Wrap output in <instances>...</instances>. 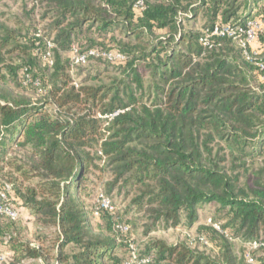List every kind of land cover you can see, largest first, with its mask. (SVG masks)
Listing matches in <instances>:
<instances>
[{
  "label": "trees",
  "instance_id": "trees-1",
  "mask_svg": "<svg viewBox=\"0 0 264 264\" xmlns=\"http://www.w3.org/2000/svg\"><path fill=\"white\" fill-rule=\"evenodd\" d=\"M41 2L46 5L41 21H51L47 33L34 22L18 27L0 13V85L18 92L1 95L0 164L11 165L8 152L22 153L15 172L37 181L15 191L40 224L57 227V262L122 264L127 258L128 245L118 243L121 233L115 229L119 214L100 211L107 233H96L77 201L89 170L110 169L112 186L130 198L126 213L174 227L183 215L191 226L209 205L214 209L209 219L220 225L221 233L206 225L196 235L214 256L196 251L188 240L172 246L157 240L138 251V259H149L144 264H247L245 251L242 257L233 254L238 240L261 243L251 255L264 264L255 255L264 251V168L238 187L239 177L220 167L226 155L219 156L226 150L239 162L235 168L245 169L264 153V71L230 39L212 37L204 46L203 33L182 27L200 15L205 33L249 20L264 29V0H143L142 9L135 7L137 0ZM52 33L49 74L34 78ZM72 47L87 55L85 64L98 62L102 71L75 84L69 75ZM249 51L264 56V31ZM65 52L69 59L62 58ZM24 69L39 80L34 91L46 92V100L23 95L31 88L22 85ZM115 72L116 77L106 75ZM89 81L95 84L86 85ZM218 143L222 147L215 152ZM101 159L104 164L96 165ZM14 242V251L0 245L5 264L43 257L40 249ZM69 245L77 250L65 255ZM123 247V257H117Z\"/></svg>",
  "mask_w": 264,
  "mask_h": 264
},
{
  "label": "rangeland",
  "instance_id": "rangeland-1",
  "mask_svg": "<svg viewBox=\"0 0 264 264\" xmlns=\"http://www.w3.org/2000/svg\"><path fill=\"white\" fill-rule=\"evenodd\" d=\"M41 1L42 0H2L0 3V13H3L5 20L11 18L17 21L18 27L20 26L25 29L29 26L30 22H34L38 25V29H45L44 32L47 33L46 28L49 27L51 21H41V16L46 11V5ZM206 24V20L199 15L195 20L183 23L182 27L187 33L199 35L202 33L205 34L204 30ZM8 25H12V23ZM39 34L42 37V33L39 32ZM53 39L54 33L50 34L48 41H52ZM62 58L69 59V53H62ZM98 71H102V65L98 62L90 61L80 67H70L69 75L75 81V84H80L85 82L86 79L94 77ZM39 74H49L45 63L41 59H39L32 70V76L34 75V78L37 76L40 77ZM106 75L113 78L116 77L117 73H109ZM19 76L21 77L20 72ZM100 76L103 82L107 83L104 73H101ZM93 84H95L93 81L86 83V85ZM4 90L10 93L12 92L13 95L18 93L12 87L0 85V102ZM27 90L28 91L24 92L23 95L30 97L33 101H44L47 99L46 92L44 91L43 94H37L33 87L27 88ZM45 109L49 112H53V107L51 105L46 106ZM219 147H222V144L218 143L215 145V152ZM91 153L92 155L95 154L93 151H91ZM223 155H226L225 162L222 163L220 167L231 177H239L238 187L243 185L248 177L252 176V171L264 168V153L260 158L254 161L253 165L247 164L245 169L235 168L238 167L239 162L233 161L232 157L227 155L226 150L219 152V156ZM6 160L11 161V165H7L6 163L0 164V167H2L0 171V191L9 194L8 197L18 211L19 217L13 223L0 217V245L7 246L6 248L11 247L12 251H14V241H16L19 244H25L29 247L40 249L44 253L41 259H23L15 264H59L57 262V242L60 240V237L57 227L51 224H40L30 210L23 206V201L17 196L15 191V188L19 186V184H22L21 188L23 189L26 186L34 185L37 179L33 181H24L21 176L15 172L14 166L22 163V153L18 150L14 149L8 152ZM95 163L101 166L104 164V159L100 161L97 160ZM113 181V175L110 169H104L103 171H98L96 169L89 170L77 201L85 208L86 212H88L89 225L93 228L94 232L107 233V224L104 218H94L92 214L93 209L97 205L96 200L98 195L102 194L107 196L114 207V215L117 216L119 214L123 222L129 224L126 234H118V243L123 246L126 244L132 245L136 251L144 253L146 247L157 240L163 241L169 246L185 242L186 240L191 241L195 239L199 228L206 227L207 220L213 216L214 209L209 205H203L198 211L197 223L188 226L182 215L179 224L174 227L162 220L154 222L148 215L135 214L133 212L126 213L130 198L125 196L124 191L119 190V185L112 186ZM11 239H14V241ZM194 241L192 242V247L196 251L209 255L214 254L209 247H205ZM245 249L241 240L232 243L233 254L237 257H242ZM76 250L74 246L69 245L65 249V255H69ZM123 251L124 247L118 251L116 256L123 257ZM255 255L256 258L260 260L264 258V251H259ZM12 263L13 261L11 264Z\"/></svg>",
  "mask_w": 264,
  "mask_h": 264
},
{
  "label": "built area",
  "instance_id": "built-area-1",
  "mask_svg": "<svg viewBox=\"0 0 264 264\" xmlns=\"http://www.w3.org/2000/svg\"><path fill=\"white\" fill-rule=\"evenodd\" d=\"M136 8H143V0H137L135 4ZM264 31L263 25L257 20H249L246 21L242 25H236L234 27L231 26H224V27H215L210 32H206L204 34V38L202 43L204 46H208L209 39L212 37H219V38H228L230 39L235 45L243 50V55L245 59L249 62L254 63L260 71H264V56L260 59L257 58L256 52H250L249 48L257 42L258 34ZM47 50L41 54V58L44 63L48 66H52V59L50 54V48L52 45L49 41H46ZM35 53H39V49H35ZM72 66L77 67L80 65H84L86 62L87 55L79 54L75 47H72L70 51ZM89 56H96V53L90 51L88 53ZM103 57L107 58L108 60H121L122 57L119 55H111V54H103ZM22 85L24 87H33L34 89H38L40 83L39 80L33 79L28 73L27 70L24 69L21 73ZM118 113L113 114L110 116L112 118ZM97 205L93 209V217L98 218L100 211H107L111 214H114V207L111 204L109 198L105 195H98L97 197ZM0 217L5 218L9 221H16L19 217L18 211L13 206L12 202L10 201L7 192L0 191ZM117 224L115 229L121 233L126 234L128 232V226H126L122 221L121 217L117 216L116 219ZM207 225L211 226L213 229L221 233L219 223H213L210 219L207 220ZM195 240V241H194ZM197 242L201 245H206L207 242L202 236H197L195 239L191 240L192 242ZM245 249V260L247 264H259L255 261L252 257L251 253L253 251L258 250L262 244L251 240V241H241ZM129 251L127 254V258L123 261L122 264H144L149 262V259H138V251L132 246L128 245ZM0 264H5V257L0 254Z\"/></svg>",
  "mask_w": 264,
  "mask_h": 264
}]
</instances>
